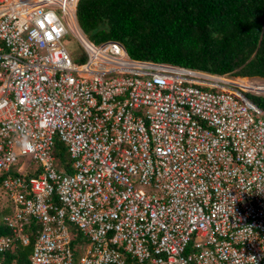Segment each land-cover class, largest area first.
<instances>
[{"label": "built area", "instance_id": "2783aa9c", "mask_svg": "<svg viewBox=\"0 0 264 264\" xmlns=\"http://www.w3.org/2000/svg\"><path fill=\"white\" fill-rule=\"evenodd\" d=\"M76 2L0 0V264L30 243V264H264V111L247 97L264 79L132 60L87 39Z\"/></svg>", "mask_w": 264, "mask_h": 264}, {"label": "trees", "instance_id": "16d2710c", "mask_svg": "<svg viewBox=\"0 0 264 264\" xmlns=\"http://www.w3.org/2000/svg\"><path fill=\"white\" fill-rule=\"evenodd\" d=\"M75 16L90 42L116 41L132 60L264 79V0H77ZM247 97L264 111L263 96ZM53 153L64 163L57 140ZM30 245L4 252L3 264H30Z\"/></svg>", "mask_w": 264, "mask_h": 264}, {"label": "rangeland", "instance_id": "374dc122", "mask_svg": "<svg viewBox=\"0 0 264 264\" xmlns=\"http://www.w3.org/2000/svg\"><path fill=\"white\" fill-rule=\"evenodd\" d=\"M62 43L64 44L66 50L69 52L71 58L75 62H77V63L83 62V60L86 56V50L83 48V46L80 44V42L72 34L69 33V34L65 35L62 38ZM67 160H68L67 155H65L63 162H65ZM36 165H37L36 162H34V161L30 162V167H35ZM7 207H8L7 200L5 198L3 191L0 188V220H1L2 215L6 212ZM77 241H78V243H81L82 237L80 236Z\"/></svg>", "mask_w": 264, "mask_h": 264}, {"label": "clouds", "instance_id": "9594fccd", "mask_svg": "<svg viewBox=\"0 0 264 264\" xmlns=\"http://www.w3.org/2000/svg\"><path fill=\"white\" fill-rule=\"evenodd\" d=\"M257 78H259V77H257ZM262 79V78H261Z\"/></svg>", "mask_w": 264, "mask_h": 264}, {"label": "bare ground", "instance_id": "6f19581e", "mask_svg": "<svg viewBox=\"0 0 264 264\" xmlns=\"http://www.w3.org/2000/svg\"><path fill=\"white\" fill-rule=\"evenodd\" d=\"M72 30V29H71Z\"/></svg>", "mask_w": 264, "mask_h": 264}]
</instances>
